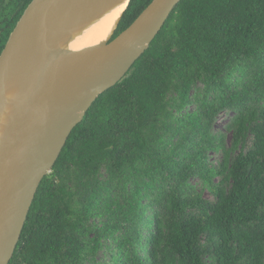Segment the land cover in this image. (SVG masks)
I'll return each instance as SVG.
<instances>
[{
    "label": "trees",
    "instance_id": "1",
    "mask_svg": "<svg viewBox=\"0 0 264 264\" xmlns=\"http://www.w3.org/2000/svg\"><path fill=\"white\" fill-rule=\"evenodd\" d=\"M9 264H264V0L179 3L70 134Z\"/></svg>",
    "mask_w": 264,
    "mask_h": 264
},
{
    "label": "water",
    "instance_id": "2",
    "mask_svg": "<svg viewBox=\"0 0 264 264\" xmlns=\"http://www.w3.org/2000/svg\"><path fill=\"white\" fill-rule=\"evenodd\" d=\"M182 0H152L113 37L132 0H31L0 53V264L36 192L97 98L148 50ZM107 25L96 45L74 42Z\"/></svg>",
    "mask_w": 264,
    "mask_h": 264
},
{
    "label": "flooded vegetation",
    "instance_id": "3",
    "mask_svg": "<svg viewBox=\"0 0 264 264\" xmlns=\"http://www.w3.org/2000/svg\"><path fill=\"white\" fill-rule=\"evenodd\" d=\"M24 9V0H0L1 35H5L10 28V32L13 30Z\"/></svg>",
    "mask_w": 264,
    "mask_h": 264
},
{
    "label": "bare ground",
    "instance_id": "4",
    "mask_svg": "<svg viewBox=\"0 0 264 264\" xmlns=\"http://www.w3.org/2000/svg\"><path fill=\"white\" fill-rule=\"evenodd\" d=\"M107 29V25L103 24L102 26H98L94 28L92 31L87 32L83 37L78 38L74 42L75 49H83L86 47H91L96 45L101 40L104 39V35ZM93 42V43H90Z\"/></svg>",
    "mask_w": 264,
    "mask_h": 264
},
{
    "label": "rangeland",
    "instance_id": "5",
    "mask_svg": "<svg viewBox=\"0 0 264 264\" xmlns=\"http://www.w3.org/2000/svg\"><path fill=\"white\" fill-rule=\"evenodd\" d=\"M90 43H93V42H90ZM226 122V118H223L222 116L219 117V120L215 123V126H214V129H217V130H221V128L223 127L224 123ZM225 140H226V143H228L230 141V133H226L225 135ZM209 155L212 157V158H219L220 156L217 154H213L212 152L209 153Z\"/></svg>",
    "mask_w": 264,
    "mask_h": 264
}]
</instances>
